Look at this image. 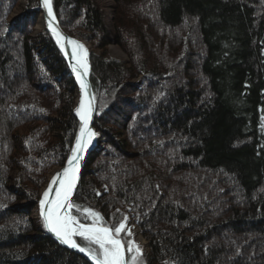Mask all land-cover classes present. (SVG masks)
I'll use <instances>...</instances> for the list:
<instances>
[{
  "label": "trees",
  "instance_id": "16d2710c",
  "mask_svg": "<svg viewBox=\"0 0 264 264\" xmlns=\"http://www.w3.org/2000/svg\"><path fill=\"white\" fill-rule=\"evenodd\" d=\"M19 1L0 0V264H90L31 219L80 122L56 38H31L38 0L9 23ZM111 1L112 31L94 1L51 0L90 46L97 108L72 215L130 216L144 264H264V0Z\"/></svg>",
  "mask_w": 264,
  "mask_h": 264
},
{
  "label": "snow or ice",
  "instance_id": "6c2138e0",
  "mask_svg": "<svg viewBox=\"0 0 264 264\" xmlns=\"http://www.w3.org/2000/svg\"><path fill=\"white\" fill-rule=\"evenodd\" d=\"M43 6L47 9L50 18L48 26L56 37L61 50L64 51L66 56H71L76 61L73 71L80 69L86 75L89 68L87 49L78 41L64 37L57 28L53 27L55 16L52 11L51 0H43ZM66 44L72 45L71 52L67 50ZM77 78L81 79L80 71H77ZM80 87L82 92H84V96L76 109L81 121L80 135L76 139V146L72 151V156L67 161V167L55 175L49 187L44 191L43 197L39 202L40 215L43 218L44 226L48 231L54 233L61 243L86 253L95 261V264H129L125 258V242L121 238V233L132 235L131 230L126 226L127 216H124L118 224L107 226L103 223V217L91 209H84L93 218L91 224L80 223L75 216L71 215L70 211H66L73 207L70 197L77 182L80 157L96 135L89 128V122L95 110L93 104L94 96L90 93L88 85L83 79H81ZM53 193L54 195H52ZM77 236L87 241L88 245L95 244L98 248L82 247L74 239ZM127 252H134L131 256L133 262L143 254L139 245L135 244L134 241L128 242Z\"/></svg>",
  "mask_w": 264,
  "mask_h": 264
},
{
  "label": "water",
  "instance_id": "95a60500",
  "mask_svg": "<svg viewBox=\"0 0 264 264\" xmlns=\"http://www.w3.org/2000/svg\"><path fill=\"white\" fill-rule=\"evenodd\" d=\"M37 6H38V7H37V11L40 13V19H42V20H43V23H44V30H45V32H48V33H50V34L53 35L52 30H51V29L49 28V26H48V20H49L50 18H49V16H48L47 9L43 6V0H38V1H37ZM51 6H52V3H51ZM52 11H53V8H52ZM53 14H54V11H53ZM54 16H55V14H54ZM57 22H58V21H57V18H56V16H55V22L53 23V27L57 28V30H58L60 33H62L64 37H67V38H69V39H71V40L78 41L79 43L83 44L84 47H85V48L87 49V51H88L87 60H88L89 68H88V71H87L86 75H85V74L82 72V70H80V69H77V71H80V72H81V79H83V80L85 81V83L88 85V89H89L90 93L93 94V96H94L93 104H94V106H95V110L93 111L92 116H91V120H90V122H89V128H91V129L94 131L93 127H94V122H95V118H96V115H97V108H96V99H95L94 90H93V87H92V84H91V81H90V63H89L90 46L88 45L87 42L80 41V40L75 39V38L69 36L68 34H66V33L62 30V28L60 27L59 23L57 24ZM53 36H54V35H53ZM54 37H55V36H54ZM55 38H56V37H55ZM62 42H65V41H62ZM65 43H66V42H65ZM66 47H67V50H68L69 52H71V50H72V45H70V44H66ZM60 50H61V48H60ZM61 52H62V54H63V56H64V59H65L67 65H68L69 75H70V77L72 78V80H73V82H74V84H75V87H76V94H77L78 97H79V100H78V103H79V102L81 101V97L84 96V92H82V90H81V87H80L81 79H78V78H77V71H73V68H74V66L76 65V61H75V59L72 58L71 56H66L65 53H64V51L61 50ZM76 97H77V96H76ZM77 106H79V104L77 105V102H76V107H77ZM77 119L79 120V122H80V127H81L80 117L77 116ZM79 135H80V128H79V130H78V132H77V135H76V138H75V142H74L73 150H74V148H75V146H76V139H77V137H78ZM97 144H98V142H97V137H96V135H95V136L92 138L91 142L89 143L87 149L82 153V155H81V157H80L79 170H78V172H77V182H76V185H75V187H74V189H73L72 195H71V197H70V200H71L72 204H73V200H74V198H75V196H76V193H77V191H78V188H79V186H80V181H81V177H82V174H83V171H84L85 165H86L88 159L91 157V155L95 152V147L97 146ZM73 150H72V151H73ZM71 156H72V152H71V154H70V156H69L68 159H70ZM67 161H68V160H67ZM66 167H67V162L65 163V165H64L63 167H60V168L56 169V170L52 173V175H51V177L49 178V180L45 183V185H47L46 188L49 187L50 182L53 180V178L55 177V175H56L57 173H59V172H62L63 169L66 168ZM44 187H45V186H44ZM53 187L55 188V186H53ZM43 189H44V188H43ZM43 189H42L41 192H40V200H41L42 197H43V193H44V190H43ZM52 195H54V193H53ZM66 211H70V212H71V209H70V210H66ZM39 212H40V205H39ZM39 215H40V213H39ZM71 215H72V212H71ZM40 218H41V220H42V222H43V226H44V221H43V218H42L41 215H40ZM44 233H45V235H47L48 237H50L53 241H55L57 244H59V245H61L62 247L66 248V249H68V250H70V251H72L73 253H75V254L81 256V257L84 258L86 261H88L90 264H95V261L92 260V259H91L86 253H84V252H80L78 249H74V248L70 247V246L67 245V244H63V243H61L60 240L57 239V237L55 236V234L52 233V232H50V231H48L47 228H46L45 226H44ZM74 239H75V237H74ZM125 258H126V254H125Z\"/></svg>",
  "mask_w": 264,
  "mask_h": 264
},
{
  "label": "rangeland",
  "instance_id": "374dc122",
  "mask_svg": "<svg viewBox=\"0 0 264 264\" xmlns=\"http://www.w3.org/2000/svg\"><path fill=\"white\" fill-rule=\"evenodd\" d=\"M92 1H94V3L97 5V7L103 12L105 22H106L107 26L111 30L112 29V21H113V17H114V8H115L113 2L111 0H92ZM17 7L18 8L13 12L12 16L10 17L9 23L15 21L19 17V15H22L23 14V12L26 9V1L25 0H20ZM39 18H40V16H39ZM39 18H38V20H39ZM43 32H45V30L38 29V21H37V23H36V25L34 27L33 33L31 34V38H32L33 42H37L38 39H39V37H40V35ZM114 50L115 51L117 50L116 53H114ZM60 52H61V50H60ZM119 52H120V54H118ZM108 55H109V57H113V58H116L118 60H123V61H126L127 60L126 57H125V55L116 46L109 47ZM76 96H77V94L75 92V96H74L75 105L73 107L74 108L73 110H75V112H76V102H77L76 101ZM76 117H77V113H76ZM73 147H74V144H73ZM72 150H73V148H72ZM56 169H58V168H54L53 170L50 171V173L47 175V179H46L45 183L49 180V178L51 177L52 173ZM45 183H44L42 189L44 188ZM24 203L25 202H19V203H17V205L19 206V205H22ZM38 208L35 211H33V213L31 214V219L36 222L37 226H40L39 222L41 223V221L39 219V210H38ZM71 212H72V208H71ZM36 214L38 215V219L36 218ZM127 217L129 219H131L132 227L134 228V231H132V233H133L132 238L133 239L131 238V240H129V241H134L135 244L139 245V247L141 248L143 254H142V256L137 257V260L135 262H133L131 260V256L134 254V252L133 253H127V248H125L126 249V251H125L126 260H128L129 264H144L143 256L146 258L145 255L148 254V244L140 236V233H139V231H138L135 223L132 221V218L130 216H127ZM138 238H141L142 241H140ZM127 254H128L129 258H127Z\"/></svg>",
  "mask_w": 264,
  "mask_h": 264
},
{
  "label": "bare ground",
  "instance_id": "6f19581e",
  "mask_svg": "<svg viewBox=\"0 0 264 264\" xmlns=\"http://www.w3.org/2000/svg\"><path fill=\"white\" fill-rule=\"evenodd\" d=\"M38 29H40V30L43 29V30H44V23H43V20L40 19V18H39V20H38ZM116 51H117V50H116ZM116 51L114 50V53H116ZM118 54H120V52H119ZM119 56H120V55H119ZM82 98H83V96L81 97V99H82ZM78 100H79V97H78V95H77V97H76L77 105L80 104V102L78 103ZM77 108H78V106L76 107V109H77ZM77 116H78V115H77ZM78 117H79V116H78ZM46 187H47V185H45V187H44V189H43L44 191L47 189ZM39 213H40V212H39ZM138 239H139L140 241H142L141 238H138Z\"/></svg>",
  "mask_w": 264,
  "mask_h": 264
},
{
  "label": "built area",
  "instance_id": "2783aa9c",
  "mask_svg": "<svg viewBox=\"0 0 264 264\" xmlns=\"http://www.w3.org/2000/svg\"><path fill=\"white\" fill-rule=\"evenodd\" d=\"M36 218L38 219V215L36 214Z\"/></svg>",
  "mask_w": 264,
  "mask_h": 264
}]
</instances>
